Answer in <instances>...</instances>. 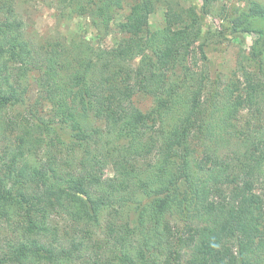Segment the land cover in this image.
Wrapping results in <instances>:
<instances>
[{
	"label": "trees",
	"instance_id": "trees-1",
	"mask_svg": "<svg viewBox=\"0 0 264 264\" xmlns=\"http://www.w3.org/2000/svg\"><path fill=\"white\" fill-rule=\"evenodd\" d=\"M216 1L60 0L104 33L115 24L122 37L106 48L74 37L31 39L16 0H0V109L26 110L6 124L11 145L0 144V216L9 208L16 216L0 264H220L229 232L235 264H264V22H257L264 5L243 0L226 14L238 21L234 29L255 23L258 38L238 73L221 82L190 61L195 44L203 52L202 20ZM124 4L128 13L115 22ZM159 6L164 23L152 29ZM31 67L38 94L27 106L16 89ZM136 95L151 106L141 110ZM90 117L103 127L85 129ZM217 122L231 155L203 147ZM29 150L33 163L24 157ZM106 165L114 174L101 179ZM132 190L150 203L136 205Z\"/></svg>",
	"mask_w": 264,
	"mask_h": 264
},
{
	"label": "rangeland",
	"instance_id": "rangeland-1",
	"mask_svg": "<svg viewBox=\"0 0 264 264\" xmlns=\"http://www.w3.org/2000/svg\"><path fill=\"white\" fill-rule=\"evenodd\" d=\"M179 1L184 6H188L191 1L200 2V0ZM242 1L243 0H217L209 8L208 13L205 14L202 20V26L206 33L203 52H201L197 44H195V52L193 54V58L190 60L193 61V65H191L193 66V69L197 71V73L203 72L208 74L211 78L220 79L221 82H228L235 72L238 73L235 68L241 59L242 54L248 55L254 41L258 38L255 23L252 26H249V24L238 25V27L234 29L233 27L237 25L238 21L236 23H232L230 19L226 17V14L231 13L234 7L237 5L242 6L244 3ZM255 1H258L264 5V0ZM16 2L17 11L21 15L25 24V32L31 39L44 40L52 38L60 41L64 39H72L74 37L77 40L82 38L89 45L94 47L100 46L108 48L117 44L119 39L122 37V34L119 32L115 24L110 26L108 33H104V30H102L103 27L97 26L91 16L88 14H76L75 12H72L70 8H65L63 5H61L60 0H16ZM125 4L122 9L118 10L115 16V22H120L123 20L124 16L128 13L129 7ZM257 22L261 24L264 22V19L259 17V21ZM163 23L164 7L159 6L149 16V24L152 29H157L162 27ZM202 55H205L206 58L204 59ZM30 69L31 71H29L22 79V85L16 89V95L20 96L21 94L24 99V103L27 106L34 102L38 94L36 85L38 71L36 70V67H31ZM248 69L249 71H257V67L255 65H251V67L248 66ZM198 78L199 75L195 74L193 78L189 79V85L191 86L190 89H197ZM2 87L5 89V91H7L6 84H2ZM134 102L143 111L147 110L152 104L150 97L147 98L140 95H136L134 97ZM25 111L26 110L24 109L23 104H15L13 106L7 105L6 107L0 109V137L2 138L0 144L2 146L5 144L11 145V139H13V134H10L9 131L10 126L9 124H6L8 121L10 122L15 115L18 113L24 114ZM209 111L210 109H208V114ZM205 117H207V115H205ZM217 117L218 114L216 112L209 115V118L207 117L209 122L205 124L212 126V119L215 120ZM172 118L175 119V116ZM80 120L82 122L84 121L82 118H80ZM90 120L91 123L89 120L86 122L84 121L85 125L87 126L83 124L85 129L88 131L90 130L91 125H95V127H103L102 121L99 120L94 122L96 119L92 117H90ZM29 121L31 123H29L28 126L32 125L33 127V123L35 122L34 118H29ZM262 123V126H264V121ZM223 126V123L221 124L220 122H217L216 128H210V137L209 139H205L206 142L204 143L203 147H207L208 149L212 148L211 151H213V153L216 152L228 156L233 154L232 151L234 147L231 143L225 144L219 141L218 137L222 135L224 130ZM31 131L34 133L35 129L33 128ZM19 132L21 131L18 129L17 133ZM260 135L263 134L261 133ZM43 137V141H45L48 136L44 135ZM28 147L30 148L29 145ZM41 147L43 148L44 145ZM90 148L93 147L90 146ZM206 151L207 150L205 149V153ZM41 155L42 151L40 149L38 156ZM24 157L28 161H31L32 163L34 162V153L31 150L24 153ZM261 173L262 178H264V166L261 170ZM100 174L101 179H106L113 176L114 170L111 165H106L100 171ZM260 187H263L261 190H264V183H262ZM102 188H104V184L100 183L98 185V189ZM132 192L134 197L138 200L136 203L134 202L136 205H147L150 203L147 197L142 194V192L137 190L136 192L132 190ZM184 203L185 201L183 204ZM186 204L187 202L184 205ZM123 215H126L125 211ZM177 215V212L170 214V216ZM57 219H59L60 223H64L63 219ZM15 220V208H9L8 214H6V216H0V244H5L10 239L13 227L11 223L14 224ZM170 221L172 223L181 222V220L178 218L170 219ZM182 223L183 221L180 224ZM103 224L104 219L102 221V225ZM60 226L62 227L61 224ZM64 226L66 228L68 227V223L66 221ZM218 253L220 264H235V261L237 260L235 234L229 232L225 235L218 249ZM81 254L85 256L84 261L88 259L87 255L83 254V251ZM85 263L88 264L86 261Z\"/></svg>",
	"mask_w": 264,
	"mask_h": 264
}]
</instances>
